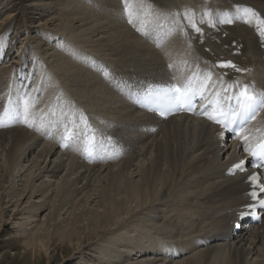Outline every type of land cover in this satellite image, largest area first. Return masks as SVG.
I'll return each mask as SVG.
<instances>
[{"label":"bare ground","instance_id":"obj_1","mask_svg":"<svg viewBox=\"0 0 264 264\" xmlns=\"http://www.w3.org/2000/svg\"><path fill=\"white\" fill-rule=\"evenodd\" d=\"M6 6L0 114L8 107L21 117L0 127V231L11 223L10 238L37 257H51L45 239L55 240L76 264H264V220L234 236L228 230L246 186L243 176L224 177L223 167L239 152L219 147L218 128L205 117L158 123L128 102L133 89L172 79L191 78L198 89L207 82L212 101L217 93L227 101L245 85L264 87V36L256 16L243 14L252 9L264 19V0ZM166 17L177 21L176 32L159 27ZM10 51L18 54L7 57ZM31 51L33 81L21 76ZM91 58L110 68L92 72ZM228 61L235 69L219 66ZM18 76L19 88L10 83ZM25 104L33 127L22 121ZM152 123L156 132L144 130ZM256 124H264V109ZM66 126L75 132L70 141L62 139Z\"/></svg>","mask_w":264,"mask_h":264},{"label":"snow or ice","instance_id":"obj_2","mask_svg":"<svg viewBox=\"0 0 264 264\" xmlns=\"http://www.w3.org/2000/svg\"><path fill=\"white\" fill-rule=\"evenodd\" d=\"M127 4V0H125ZM127 11V8L125 9ZM239 11V10H238ZM255 15L257 18V32L260 36H264V19L259 17V14L255 13L252 9H243V14L245 16L249 14ZM188 20L190 27L196 33H202V28L197 26V23L190 20L188 17H185ZM131 23V21H129ZM250 22V21H249ZM203 23V21H201ZM212 27H215L216 24L209 22ZM218 23L220 24H231L233 23L232 19H219ZM222 68H233V65L230 61L222 62L219 64ZM239 71V69H236ZM207 80H211V76L207 77ZM208 88V83L205 82L199 89H194L191 85V78L189 84L181 87L179 85H169L166 88L153 93L151 91L147 92L144 96V99L149 102H155L163 110L160 111L161 116L167 114V109L169 106H174L176 108L184 107L187 110H192L194 98L199 95L201 99H204L205 91ZM227 90L224 91L223 96H227ZM217 100L209 101L208 104L202 105L201 115H207L209 120L214 121L222 127L224 131L221 132V137L223 138L225 132L234 131L236 135H240L239 128H242L243 124L249 119L253 118L255 112L260 106H264V94L252 93L248 90V86L245 85L238 94H235L228 98L226 102L222 101L221 94L217 93ZM224 103H227V108L224 107ZM215 105L214 114L209 115L207 109ZM18 117H21L20 112L10 110L8 107H5L3 114H0V127L5 126L4 120L16 121ZM22 121L28 125V127H33V124L28 122V106L25 104L24 112L22 115ZM236 125L237 128L234 129L232 126ZM73 127L76 125L73 123ZM87 124H85V129H87ZM94 135V134H93ZM75 136L73 128L67 127L65 129V135L62 137L63 140L70 141ZM241 139L246 141L248 138L241 136ZM61 146L67 147L68 144H62ZM245 151L250 153V156L257 160L253 166L256 168L264 167V141L258 143L255 147H246ZM244 161L233 165V168L230 171L243 170ZM250 180L254 181L259 187V191L264 193V186H260V180L258 174H253L249 177ZM252 198L257 202L255 204L248 205L245 210H242L240 215H255V209L259 207L264 210V199L258 198V193L253 191L251 193Z\"/></svg>","mask_w":264,"mask_h":264},{"label":"rangeland","instance_id":"obj_3","mask_svg":"<svg viewBox=\"0 0 264 264\" xmlns=\"http://www.w3.org/2000/svg\"><path fill=\"white\" fill-rule=\"evenodd\" d=\"M7 3L8 0H0V11H3L7 7L6 6ZM2 7L3 9H1ZM8 43L10 44L11 47V42H9V40ZM5 50H6L5 52H7V49ZM14 50L15 48L12 49V51ZM32 52L33 51L28 53V55L25 57L26 65L21 70L22 73L20 72L22 74L21 76L25 75V72L28 73V76L31 73L29 69L34 66L33 65L34 61L32 60V54H31ZM16 54H18V51L17 52L15 51V53L13 54H11L10 51L7 57L11 58V56H15ZM11 225H12L11 223H7V224L4 223L1 226L0 264H74L75 263L73 262L74 258L71 257L72 253L70 248L65 247L64 245L63 246L58 245L57 242H55V240L54 242L53 241L48 242V238L45 239V241H47L49 248L52 249L50 251L51 257L45 255L44 251L39 252L40 255L38 254V257L36 255L31 254L30 249L25 250L22 239L19 238L17 239L13 237L10 238L13 232Z\"/></svg>","mask_w":264,"mask_h":264}]
</instances>
